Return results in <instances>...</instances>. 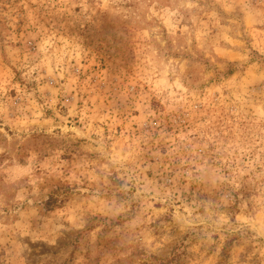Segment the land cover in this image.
Returning <instances> with one entry per match:
<instances>
[{
  "label": "rangeland",
  "instance_id": "1",
  "mask_svg": "<svg viewBox=\"0 0 264 264\" xmlns=\"http://www.w3.org/2000/svg\"><path fill=\"white\" fill-rule=\"evenodd\" d=\"M0 264H264V0H0Z\"/></svg>",
  "mask_w": 264,
  "mask_h": 264
}]
</instances>
